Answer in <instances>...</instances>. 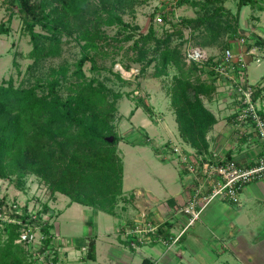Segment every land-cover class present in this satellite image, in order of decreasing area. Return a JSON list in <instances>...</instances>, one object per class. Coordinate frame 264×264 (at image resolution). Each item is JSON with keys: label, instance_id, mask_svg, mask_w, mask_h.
<instances>
[{"label": "trees", "instance_id": "1", "mask_svg": "<svg viewBox=\"0 0 264 264\" xmlns=\"http://www.w3.org/2000/svg\"><path fill=\"white\" fill-rule=\"evenodd\" d=\"M6 1L12 6L15 2L20 5L23 30L32 45L28 57L34 62L60 56L65 37L76 34L78 43L83 44L73 70L68 64L52 67L46 82L38 79L31 86H16L13 77L0 83V179L16 178L21 185L26 174H34L51 194L67 195L72 202L110 214H116L118 203L124 197V162L118 152V143L123 137L114 126L117 100L123 94L114 92L97 77H88L84 70L87 61L92 63V70H99L90 51L102 49L107 53L106 46L111 45L110 36L102 27L129 28L124 40H134L132 59L142 64L140 74L146 75L152 64L151 76L156 78L167 76L170 68L175 69L168 92L179 134L190 147L205 154L211 151L209 133L219 119L206 103L213 99L217 89L215 72L211 69L214 59L210 57L203 64L188 63L183 47L187 43L200 47L214 45L224 22L234 35L240 32V37L249 39L240 28L242 9L247 5L264 9V0H238L236 13L226 8L227 0H177L178 5L198 7L202 13L178 22L164 14L163 25L170 24L172 30L167 28L158 36L155 24L146 33L136 34L135 28L123 18V12L133 10L144 0ZM210 6H213L211 11ZM11 21L10 16L0 22V36L10 33ZM189 27L194 31L186 38L184 29ZM193 37L198 40L194 41ZM176 38L178 42L174 44ZM254 43L264 47L260 38ZM115 76L124 85L130 84L121 73ZM70 77L75 80L68 82V94L62 96L63 81ZM258 96L256 93L255 98ZM139 103L148 109L142 99ZM4 204L0 199V211ZM11 215L21 217L23 223L6 221L0 226V264H35L25 244L17 241L22 229L32 224L27 206L22 215ZM51 225L47 221L43 226L42 231L47 235L45 245L53 237ZM88 245L90 258L95 249L94 240L90 239Z\"/></svg>", "mask_w": 264, "mask_h": 264}, {"label": "rangeland", "instance_id": "2", "mask_svg": "<svg viewBox=\"0 0 264 264\" xmlns=\"http://www.w3.org/2000/svg\"><path fill=\"white\" fill-rule=\"evenodd\" d=\"M237 1L227 0L224 5L227 9L236 13ZM19 8L18 2H15L12 6L6 0H0V22L7 20L10 16L12 17L10 33L0 36V83L13 77L16 86H31L38 79L46 82L47 78L50 77L52 67L68 64L71 65L73 70L74 62L81 57L82 51L80 45L83 42L81 44L78 43L76 34L72 38L65 37L64 50L60 56L49 57L34 62L33 59L28 57L32 45L29 35L23 30V20ZM212 9L213 6H210L209 10L211 11ZM164 11L173 22L195 18L202 13L198 7H192L188 4L178 5L177 0H144L142 3H137L133 10L125 11L122 15L125 22L129 23L132 28H135L136 34L146 33L149 26L155 24L157 34L161 36L167 28L172 30L171 25L168 23L165 25L155 23L156 15ZM225 18L224 16L223 19ZM225 23H223L222 28H219L222 33L216 43L212 46L201 47L205 51L206 56H210L214 60L219 58L222 50L229 45L235 50V42L239 41L240 32L234 35L231 29H226ZM240 28L246 36L249 35V43H254L259 38L264 41V9L260 10L253 5L244 6L240 17ZM102 29L110 36L108 42H111V45L106 46L107 53H104L102 49L90 51V54L94 56L97 62L99 70H92V63L90 61L85 63L84 70L88 77H97L114 92L123 94L122 98L117 100L114 126L119 135L125 138V141L120 144L118 143L119 151L124 159L125 191L128 195L134 193L138 196V194H141H137L134 190L140 189L145 192L147 188H155L158 184L162 187L164 185L166 187L175 185L181 187L183 183L191 182V176L176 159L165 160L156 155L153 147H151V145L155 146L159 151V148L163 146L169 147L170 142L184 143L185 147H187V143L183 141L179 134L168 92L175 69L170 68V73L167 76L156 78L151 76V73L154 71V65L152 64L148 67L146 75L140 74L142 64L135 63L132 59L135 54V49L132 48L134 40H124L126 31H129V28L124 29L120 25H115L103 26ZM193 29L192 27L185 28L184 36L186 38L190 36V33L194 31ZM36 30L41 31V27H37ZM137 37L138 35L135 38ZM193 38L195 41L196 38ZM176 42H178L177 38L173 43L175 44ZM186 45L183 47L184 50ZM261 45H258V48L264 52V47ZM235 51L238 52L240 50ZM128 65L130 66L129 68L126 67ZM247 70L248 80L251 83H259L261 80H264V55L261 57L260 62L251 59ZM115 73H121L124 79L130 81V84L124 85L115 76ZM203 76L207 77L206 74ZM72 80H75V78L70 77L63 81L60 90L62 96H67V84ZM215 97L217 99H213L211 103L206 100V103L221 119L224 114L231 112V106L228 104L223 106V102H220L221 96L218 94ZM110 98L113 99V96ZM141 99L147 104L148 109L139 105V100ZM259 106L264 110L262 103ZM143 137H146L145 140H147L144 144L150 145L143 147L142 145H136ZM216 139L217 137H215ZM128 140H131L129 144ZM212 145L215 146L216 144L213 143ZM212 149L219 150L216 147ZM169 171L171 176L169 175ZM164 181H166V184ZM64 196L68 197L61 193L51 194L47 185L34 174H26L21 185L17 184L16 178H13L11 181L0 179V199L5 201L2 208L5 215L11 213L10 204L17 201L22 205L26 204L27 208L33 210H41V206H43L42 218H44V221L52 224L51 229L54 233L59 234L61 238H74L76 242L88 241L89 244V239L83 240L84 234L79 240L76 239L79 237L72 235L76 232H82L84 228L90 227L91 224L86 223L82 219L80 221L76 219L73 221L75 223H73L67 219V216H58L60 212L58 200ZM120 204L122 207H127L124 199L120 200ZM86 212L89 213L91 210L86 209ZM132 213L126 214L122 212L118 213L117 216H110L104 213L102 216L105 218L109 217L112 222H115V226H117L120 223H125L126 219L134 217ZM119 216L121 217L119 218ZM94 221H96V216ZM0 226L3 227L1 224ZM93 226L95 227L94 224H92ZM175 233L177 234V232ZM37 236H42V233L38 232ZM80 245L76 252L81 250ZM83 258L85 261L88 259L87 257ZM199 259L201 260L202 258L199 257ZM174 260L177 264H183L179 259ZM200 260L195 264H213L212 262L206 263V261ZM82 261L84 260L74 263H83ZM74 263L69 262V264Z\"/></svg>", "mask_w": 264, "mask_h": 264}, {"label": "crops", "instance_id": "3", "mask_svg": "<svg viewBox=\"0 0 264 264\" xmlns=\"http://www.w3.org/2000/svg\"><path fill=\"white\" fill-rule=\"evenodd\" d=\"M234 47L235 50H242L245 46L239 45L238 41L235 42ZM258 93L259 102L264 105V89ZM212 101L213 99L209 102ZM231 120V112L218 119L209 133L211 149L216 147L226 151L227 155L231 154V158L238 164H252L264 151L263 142L251 128L248 129L251 130L248 137H237L230 128ZM215 137H217L216 140ZM145 138H141L139 142L136 140L138 142L136 145H142V147L150 145L144 144L147 141ZM123 141L125 138L119 144ZM129 141L131 140L127 141L128 144ZM213 143L216 145L213 146ZM151 147L158 155V149L152 145ZM119 150L118 146V152L121 155ZM166 181H164L165 184ZM123 190V199L127 207H122L118 203L116 214L72 202L66 196L58 200L60 208L58 216H67V219L72 222L82 219L91 224L82 232L70 235L79 237L76 238L79 240L84 234L83 240L92 239L95 242L92 257L87 256L88 259L85 261L79 252L71 251L68 253L67 264L79 260L84 261L74 264H177L174 259H179L183 264H195L200 260L199 257L202 258L200 261L213 264H264V179L252 181L244 186L240 194V204L222 199L211 201L202 212L201 219L190 227L181 241L170 250H166L163 244L157 242L137 250L130 248L119 238L122 223L115 226V222H112L108 216L105 218L102 215L106 213L117 216L118 213L133 212L134 217L125 220L132 224L140 211L148 209L152 210L150 217L161 224L160 231L164 236L179 233L187 221V215L180 213L179 208L186 204L191 195L190 182L183 183L181 187L179 185L162 187L158 184L155 188H147L145 192L137 189L134 191L141 195L136 196L134 193L127 194L123 179ZM86 209H90L91 212L87 213ZM95 216L96 221H94ZM92 224L95 227H92Z\"/></svg>", "mask_w": 264, "mask_h": 264}, {"label": "built area", "instance_id": "4", "mask_svg": "<svg viewBox=\"0 0 264 264\" xmlns=\"http://www.w3.org/2000/svg\"><path fill=\"white\" fill-rule=\"evenodd\" d=\"M164 14L165 11L156 15V24L165 23ZM249 40L239 37V43L245 46L242 50L236 52L232 47H226L221 56L213 60L211 69L215 72L217 85L213 99L218 94L221 96L220 102L231 106L230 128L237 137H248L251 132L248 129L251 128L264 146V110L259 106V98H255V94L264 89V80L251 83L247 70L251 59L260 62L264 52L260 51L255 43L249 46ZM184 55L188 63L195 61L203 64L210 58L206 56L203 48L191 43H187ZM158 156L165 160L176 159L191 176V195L186 204L179 208L180 213L187 215V221L179 233L164 236L160 231L161 224L150 217L152 210L140 211L132 224L122 223L119 229V238L132 249L137 250L157 242L163 244L166 250H170L181 241L190 227L201 219L202 212L211 201L222 199L240 204V194L244 186L252 181L264 179V151L248 165L238 164L221 149H211L209 153L200 154L188 144L185 147L184 143L170 142L169 147L159 148ZM10 205V214L5 215V212L0 211L2 226L6 221L23 223L21 217H11V214L22 215L26 204L22 205L17 201ZM27 211L32 224L22 229L21 237L17 241L25 244L35 264H67L68 253L78 251L79 244L80 256H88V241L76 242L71 238H61L52 229V240L45 245L47 235L42 230L47 221L42 218L43 206L41 210L27 208ZM38 232H41L42 236H37Z\"/></svg>", "mask_w": 264, "mask_h": 264}, {"label": "water", "instance_id": "5", "mask_svg": "<svg viewBox=\"0 0 264 264\" xmlns=\"http://www.w3.org/2000/svg\"><path fill=\"white\" fill-rule=\"evenodd\" d=\"M110 140L112 141V140H113V138H110Z\"/></svg>", "mask_w": 264, "mask_h": 264}]
</instances>
